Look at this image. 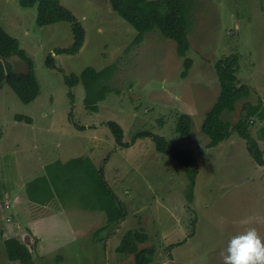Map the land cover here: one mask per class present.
<instances>
[{"label":"rangeland","instance_id":"374dc122","mask_svg":"<svg viewBox=\"0 0 264 264\" xmlns=\"http://www.w3.org/2000/svg\"><path fill=\"white\" fill-rule=\"evenodd\" d=\"M60 1L86 32L75 55L54 54L73 44L69 23L40 27L36 6L0 0V25L32 60L40 87L39 96L28 105L8 85L0 88V264L18 263L9 260L4 245L19 235L14 232L18 226L29 240L26 233L31 231L26 229L31 226L41 233L42 249L38 240L30 243L36 264H135L134 256L116 252L130 230L148 234L139 248L156 249L151 264H222L221 252L232 235L256 227L264 238V166L254 162L237 133L208 148L210 139L201 132L220 92L217 61L237 56L236 75L251 91L249 102L264 100V0H185L191 43L187 57L193 61L186 78L181 76L184 58L157 29L131 47L138 32L108 0ZM50 54L57 69L46 65ZM9 62L17 73L29 69L17 56ZM107 67H113L110 82L120 93L109 94L99 111L90 113L80 84L71 89V103L65 76ZM242 107L240 102L224 120L236 123ZM180 114L193 121L186 138L175 132ZM17 115L32 122H19ZM108 121L121 125L125 142L139 132H151L176 147L192 149L199 164L194 188L187 170L158 153L151 139L118 148L105 126ZM257 123L250 127L254 137ZM259 146L264 154V142ZM81 158L97 168L104 166L107 182L128 209L120 225L100 231L107 224L105 213L92 208L96 198L85 193V184L65 167ZM57 175L59 180H54ZM44 177L50 191L36 195L59 212L39 222L23 202L36 203L29 196L32 183ZM46 220L53 223L45 226Z\"/></svg>","mask_w":264,"mask_h":264},{"label":"trees","instance_id":"16d2710c","mask_svg":"<svg viewBox=\"0 0 264 264\" xmlns=\"http://www.w3.org/2000/svg\"><path fill=\"white\" fill-rule=\"evenodd\" d=\"M108 1L112 10L130 23L138 32V36L131 47L139 45L147 33L157 29L162 39L175 43L177 55L184 58V70L181 76L182 78L189 76L193 66V61L187 57V52L191 48L188 37L189 2L185 0ZM20 3L26 8L37 7V24L40 27L58 22H67L71 25L72 46L57 49L54 54L75 55L80 52L85 43V29L73 13L61 4L60 0H20ZM54 54H50L46 61L47 67L51 69H57ZM14 56L26 62L29 68L26 73H17L13 70L9 60ZM237 65V56L221 59L215 63L220 92L215 104L205 115L201 132L210 139L208 148L219 146L237 133L240 138L246 141L249 155L254 162L259 166H264V154L258 143V139L264 141V127L258 131L257 139L250 130L251 125L257 121H264V100L259 98L257 104L249 102L251 91L248 86L238 80L236 75ZM32 66V60L21 49L19 41L9 35L0 25V88L4 84L8 85L19 100L26 105L34 102L40 93L39 83ZM111 71H113V67H107L102 71L87 68L81 75L71 74L65 76V84L70 90L68 96L71 103L75 101L71 89L83 84L85 88V108L90 113L98 112L99 103L105 101L109 94L120 93L119 89L111 85ZM240 102H243V107L236 123L225 121L224 115L235 113ZM16 119L19 122H32L31 118L23 115H17ZM192 123L190 115H178L175 127L176 134L181 138L188 137L191 134ZM105 126L114 136L118 148L123 150L130 148L138 139H151L158 153L178 162L187 170L192 179V188H194L199 164L192 149L176 147L168 142L165 137L151 132H139L135 135L133 141L128 143L124 141V130L119 123L108 121ZM77 128L81 131L85 130L83 126H77ZM104 162L106 163L107 160ZM65 167L67 171L71 168L72 171H68L69 175L73 172L74 175L78 176L77 180L85 184V193L92 192L91 194L96 198V202H92V208L105 213L107 224L100 231L107 230L110 226L120 225L128 217L129 213L125 203L118 197L105 178L103 165L97 168L89 161L81 158L72 160ZM55 178L59 180L58 175L53 177L54 180ZM66 179L68 180L67 183L70 184L71 176ZM32 189L33 194H29V196L34 202L41 205L48 203L40 198L38 199L36 195L43 194L44 191H50L45 177L33 182ZM148 240L149 236L143 229L130 230L123 236L116 252L125 256H134L135 264H151L154 261L156 249L154 247L139 248L140 244H144ZM4 245L10 261L18 262L17 264H36L31 248L21 243L17 238L6 239Z\"/></svg>","mask_w":264,"mask_h":264},{"label":"clouds","instance_id":"9594fccd","mask_svg":"<svg viewBox=\"0 0 264 264\" xmlns=\"http://www.w3.org/2000/svg\"><path fill=\"white\" fill-rule=\"evenodd\" d=\"M222 264H264V238L256 227L232 235L221 252Z\"/></svg>","mask_w":264,"mask_h":264},{"label":"crops","instance_id":"0c3cea01","mask_svg":"<svg viewBox=\"0 0 264 264\" xmlns=\"http://www.w3.org/2000/svg\"><path fill=\"white\" fill-rule=\"evenodd\" d=\"M263 107H264V101H263ZM258 123H260V126L258 127V129L260 130L262 127H264V121H258ZM257 123V124H258ZM257 129V131H259ZM256 139L258 138V132H257V137H255ZM264 142L262 140H259L258 139V143L259 142ZM115 193L118 195V192L115 190ZM119 198L123 201L122 197L119 196ZM23 205L25 206V211L27 210L29 214H33V216L35 217V214L37 216V218H39V222L40 220H44V219H50L52 216H50L51 214H56L58 213L59 211L57 210H53L51 209V206L53 204H49V203H46L45 205H39V204H36V203H31L30 201H26V202H23ZM55 206V205H54ZM62 210H63V207H61ZM64 211V210H63ZM47 220L44 222L43 225L47 226L48 224H52L53 222H50V223H46ZM55 224H53L52 226H54ZM50 226V227H52ZM95 226V225H94ZM95 228H98L100 229L101 227H98V226H95ZM26 230H30L31 233L28 234L26 233ZM25 230V233L28 237H30V240L27 238V237H24L25 234H23V229L21 227L18 226V228H15L14 232L18 233L19 235L16 236V238L23 244H26L27 246L30 247V243L31 241L35 243V241H39L40 243V246H39V249H42V240H41V233L37 230V228H34L33 226H31L30 229H26ZM34 238H32V235ZM53 234V233H52ZM71 234V233H70ZM73 234V233H72ZM76 235L78 236V234L76 233ZM80 237V236H79ZM34 239V240H33ZM35 251V250H34ZM37 257V256H36ZM40 257H41V254H40ZM42 258L44 259V257H41L40 259L42 260ZM60 258V257H59Z\"/></svg>","mask_w":264,"mask_h":264}]
</instances>
